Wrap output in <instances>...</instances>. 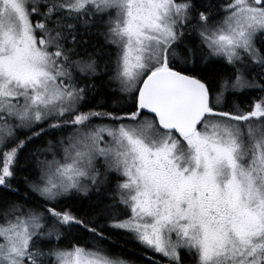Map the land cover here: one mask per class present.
Returning <instances> with one entry per match:
<instances>
[{"label":"snow or ice","instance_id":"obj_1","mask_svg":"<svg viewBox=\"0 0 264 264\" xmlns=\"http://www.w3.org/2000/svg\"><path fill=\"white\" fill-rule=\"evenodd\" d=\"M130 241L264 264V0H0V264Z\"/></svg>","mask_w":264,"mask_h":264},{"label":"trees","instance_id":"obj_2","mask_svg":"<svg viewBox=\"0 0 264 264\" xmlns=\"http://www.w3.org/2000/svg\"><path fill=\"white\" fill-rule=\"evenodd\" d=\"M126 247L128 250V255L131 256L133 259H136L137 261H141L142 264H147L146 260H142V257L140 256L139 252L144 251L143 249H140L139 246L134 241L127 242ZM155 259L163 261L165 258L159 256L158 254H153Z\"/></svg>","mask_w":264,"mask_h":264}]
</instances>
